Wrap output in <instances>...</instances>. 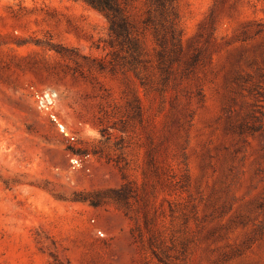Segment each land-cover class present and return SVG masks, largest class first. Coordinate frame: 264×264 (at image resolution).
<instances>
[{
    "label": "rangeland",
    "instance_id": "rangeland-1",
    "mask_svg": "<svg viewBox=\"0 0 264 264\" xmlns=\"http://www.w3.org/2000/svg\"><path fill=\"white\" fill-rule=\"evenodd\" d=\"M129 1L0 0V264H264V0Z\"/></svg>",
    "mask_w": 264,
    "mask_h": 264
},
{
    "label": "trees",
    "instance_id": "trees-1",
    "mask_svg": "<svg viewBox=\"0 0 264 264\" xmlns=\"http://www.w3.org/2000/svg\"><path fill=\"white\" fill-rule=\"evenodd\" d=\"M81 1L101 13L109 25L111 45L117 43L122 49L126 48L132 58L137 59L140 53V37L128 12L129 0H76ZM155 11L160 14L171 40H177L175 20L177 18L175 0H150ZM151 11L144 19L145 25L152 24ZM143 24V20H142ZM158 40V39H157ZM165 40V39H162Z\"/></svg>",
    "mask_w": 264,
    "mask_h": 264
},
{
    "label": "built area",
    "instance_id": "built-area-1",
    "mask_svg": "<svg viewBox=\"0 0 264 264\" xmlns=\"http://www.w3.org/2000/svg\"><path fill=\"white\" fill-rule=\"evenodd\" d=\"M56 93L54 92H44L42 94H37L36 96V104L42 110L52 111L56 107L57 98ZM56 115H52V117L57 121ZM59 124V123H58ZM62 131H64V127L60 125Z\"/></svg>",
    "mask_w": 264,
    "mask_h": 264
}]
</instances>
